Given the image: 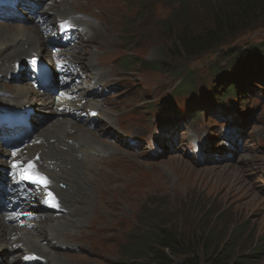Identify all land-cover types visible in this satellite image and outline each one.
I'll use <instances>...</instances> for the list:
<instances>
[{
    "label": "rangeland",
    "instance_id": "rangeland-1",
    "mask_svg": "<svg viewBox=\"0 0 264 264\" xmlns=\"http://www.w3.org/2000/svg\"><path fill=\"white\" fill-rule=\"evenodd\" d=\"M36 1L42 3L43 10L65 4L73 11L75 21L93 25L101 33L98 39H103L105 44L93 42L90 34L80 30L68 34L66 39H55L49 46L45 45L42 57L50 62L48 54L53 48L54 57L68 61L70 67L75 65L74 70L81 75L84 71L79 67L83 60H94L100 78L95 87L91 86L88 100L113 117V122L91 116L76 118L78 124L88 126L91 131L97 129L96 134L79 142L85 160L75 177L83 179L87 187L71 186L67 178H61L65 189L72 191L68 197L71 213L61 216L66 226L60 228L57 239L65 245L54 248L59 260L49 264H118V250L128 240H137L140 235L161 227L184 239L208 233H212V240L225 236L228 241H234L232 249L237 256H249L250 264H264V84L253 78L251 84L256 93L248 91L241 96L249 99L246 107L239 106L238 115L229 117L231 126L224 124L225 121H218L209 111L211 94L206 88L212 81L207 74L211 68L225 70L219 58L224 56L226 46L218 45L211 53L187 56L173 44L182 27L196 34L209 26L211 8L221 0H121L119 3L103 0L94 10L112 18L108 27L104 26L103 17L90 15L93 8L90 0ZM25 6L38 12L33 3ZM16 8V16L9 10L11 18L4 14L0 26H29L28 10L21 5ZM239 29L226 42L228 47L245 50L264 39V19ZM129 51L142 63L163 61L164 69L156 70L155 66L151 70L144 65L121 68L128 60L125 56ZM67 53L75 58L69 60ZM14 54L2 50L0 44V82L2 75L11 72V61L24 58H15ZM178 69L194 72L197 98L193 107L197 105L201 112H209L207 129L200 131L203 115L194 122L186 120L191 100L187 96L178 97L175 91L181 83L182 73L178 74ZM22 75L27 77L25 69ZM76 78L75 86L88 88L84 78ZM25 80L20 77L4 82L0 94L23 85L35 92L36 99L31 100L35 109L39 99L50 101ZM151 104L164 111L176 109L178 122L174 121L175 117L162 121L155 117L154 121L153 112L147 109ZM36 114L33 128L45 130L54 120L45 109ZM243 118L245 122H241ZM0 153L4 149L0 148ZM101 158L109 161L116 171L126 172L121 175L124 180L117 176L109 190L103 180L96 188L89 184L101 170L98 165ZM106 193L111 202L103 217L99 213ZM164 221L170 224L164 226ZM81 236L84 245L72 242V238L81 239ZM182 260L178 257L174 262L179 264Z\"/></svg>",
    "mask_w": 264,
    "mask_h": 264
},
{
    "label": "bare ground",
    "instance_id": "bare-ground-1",
    "mask_svg": "<svg viewBox=\"0 0 264 264\" xmlns=\"http://www.w3.org/2000/svg\"><path fill=\"white\" fill-rule=\"evenodd\" d=\"M93 3V8L91 9L90 15L99 19L103 17L106 22H111V17H104L101 14L95 12L96 5L102 4L103 0H90ZM106 2H116L119 3L121 0H104ZM44 9V7H43ZM42 7L39 8V18L35 20V16H30L31 22L29 26H19L14 28H9L7 26H0V44L2 50H5L10 53H15V58L25 57L27 53H42L43 46L47 45L44 33L42 31V25L39 22H44L45 20H57L60 17H66L67 19L72 16L73 12L67 7V5L58 6L57 9H45ZM50 21V22H51ZM99 24V23H98ZM80 28H85L84 33L91 35L93 42H100V44H105L103 39H98L100 37V32H97V29L93 25H85L78 22ZM105 32V31H104ZM102 32V33H104ZM9 35V38L4 36ZM95 35V37H93ZM69 60L75 58L72 53H67ZM91 59V58H90ZM84 63V64H83ZM94 60L85 59L83 60L81 66L79 67L81 71H84L82 79L85 78V84L88 85V88L84 87H74L73 92L77 93L83 100H87L90 95V88L97 85L98 79L100 78V73L98 71L97 65L94 64ZM80 77V76H78ZM3 86V83L0 84ZM71 86V85H70ZM2 88V87H0ZM70 92H72L70 90ZM6 93V92H5ZM7 96H1L0 101L6 104H19L25 105L30 101L32 95L35 92L23 85H18L15 87L14 91L7 92ZM87 109H93L94 111H100L98 118H102L106 122H113L112 116L100 109L98 105H95L93 102H87ZM40 105V106H39ZM70 108L71 110L80 111V106L76 103H69L64 99L56 103V101H40L38 103L39 110H47L50 114L54 116V120L45 128V130L33 128V137L31 139L33 144L24 148L20 153L18 150L9 151L4 153L0 159V164L9 167V162L15 157L18 153L24 159L34 157L38 153L40 156L39 168L46 172L50 180L54 184V192L59 198V201L62 207L67 211H71V207L68 202V194L72 191L65 190L61 191L57 188L58 183L62 182V177L67 178L71 186H80L83 185L87 187L86 183L83 182V179H77L75 175L79 173V165L85 160V153L82 151L78 145L79 142H84L89 138V135H94L97 132V129L89 130L84 125H80L76 122V115L73 117L65 111H62L65 107ZM72 131V132H71ZM71 132V133H70ZM66 141H70L67 143ZM35 142H38L35 144ZM8 164V165H7ZM98 165L101 167V170L96 172L95 178L89 182L91 187H98V183L103 180L104 185L107 190L112 186V181L117 180V176H120L126 172L116 171L110 164L109 161L101 158L98 162ZM61 174L58 177V173ZM221 175V174H220ZM89 188V187H88ZM106 200L102 203V212L99 214L105 217L107 214V209H109V194L106 193ZM34 203V202H32ZM54 218L49 216L44 218L41 221H36L35 226L32 223L30 227L34 226L32 230H27L23 228H16L8 221V217L0 212V256L4 258L0 264H22L20 256L27 254H36L43 260H46V263H55L59 259L57 255L54 254V248L65 245L61 240L57 239L58 231L62 226H66L63 218L61 219ZM28 226V225H27ZM85 236V235H84ZM48 241L45 244V241ZM83 237L72 238V242L80 245H84ZM80 242V243H79ZM19 246V247H17Z\"/></svg>",
    "mask_w": 264,
    "mask_h": 264
},
{
    "label": "trees",
    "instance_id": "trees-1",
    "mask_svg": "<svg viewBox=\"0 0 264 264\" xmlns=\"http://www.w3.org/2000/svg\"><path fill=\"white\" fill-rule=\"evenodd\" d=\"M261 19H264V0H221L211 8L209 26L197 31L196 34L184 26L177 32L173 44L184 55H199L218 45H228L226 42L231 39L234 32L240 30L239 28L251 26L252 23ZM219 61H223L227 69L221 71L213 67L208 72L209 77L214 79L212 82L214 85H210L207 92L211 93L209 105L212 113H216L217 118L223 120L225 119L224 109L229 105L233 106V103L226 104L225 100H230L241 93V90L245 88L241 85H245V78L251 72L256 71L261 74L263 69L258 68V65H264V41L249 49L227 51ZM144 64L148 68L156 66V70L164 68L163 65H165L162 62ZM231 68L235 70L233 76L228 72ZM191 76H193L192 73L187 75L186 79L181 80L182 86L177 92L179 96L188 94L193 102L196 99L192 91L193 87L184 86L186 83L190 86L193 84ZM193 105L189 104L188 109L192 115L191 118H196L198 113H194ZM154 111L155 116L158 114L162 117L165 114L160 110L155 109ZM203 128L204 125L201 129ZM163 223L164 226L170 224L169 221ZM212 236V233H208L202 237L177 238L168 229L161 227L146 235H140L137 240H128L127 245L118 250L117 262L118 264H176L174 259L182 257L183 260L179 264H250L249 256H237L233 252L234 241L232 239L228 241L225 236L221 238L216 236L215 240H212Z\"/></svg>",
    "mask_w": 264,
    "mask_h": 264
},
{
    "label": "snow or ice",
    "instance_id": "snow-or-ice-1",
    "mask_svg": "<svg viewBox=\"0 0 264 264\" xmlns=\"http://www.w3.org/2000/svg\"><path fill=\"white\" fill-rule=\"evenodd\" d=\"M13 167H15V165H13ZM29 178H31V177H29ZM34 182L39 183V182H41V179H40V178H34ZM45 183H46V182H45Z\"/></svg>",
    "mask_w": 264,
    "mask_h": 264
}]
</instances>
